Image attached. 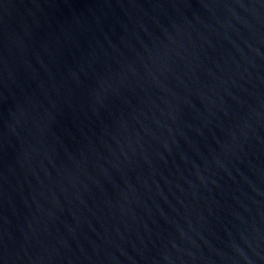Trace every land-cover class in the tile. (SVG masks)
Listing matches in <instances>:
<instances>
[{
	"label": "water",
	"instance_id": "95a60500",
	"mask_svg": "<svg viewBox=\"0 0 264 264\" xmlns=\"http://www.w3.org/2000/svg\"><path fill=\"white\" fill-rule=\"evenodd\" d=\"M0 264H264V0H0Z\"/></svg>",
	"mask_w": 264,
	"mask_h": 264
}]
</instances>
